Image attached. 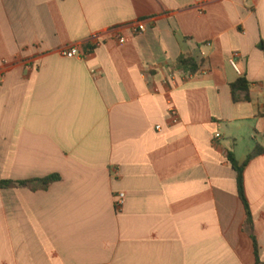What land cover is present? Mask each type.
<instances>
[{"label":"crops","instance_id":"obj_1","mask_svg":"<svg viewBox=\"0 0 264 264\" xmlns=\"http://www.w3.org/2000/svg\"><path fill=\"white\" fill-rule=\"evenodd\" d=\"M257 148L264 0H0V182L60 178L0 189V264H256L251 235L264 263V154L244 172L252 229L228 159Z\"/></svg>","mask_w":264,"mask_h":264},{"label":"trees","instance_id":"obj_2","mask_svg":"<svg viewBox=\"0 0 264 264\" xmlns=\"http://www.w3.org/2000/svg\"><path fill=\"white\" fill-rule=\"evenodd\" d=\"M204 61H199L194 54L192 53H187L183 54L176 65V70L178 73L185 75V76H194L197 73H199L203 68H204ZM249 89V84L247 80L242 77L238 81H236L234 84L231 85V91L233 94V98L235 101H237V93L238 92H248ZM264 154V150L257 148L255 149L248 157L247 161L240 165L234 154H229V162L231 163L233 169L237 173V185H238V193L239 197L241 198L245 208H246V213H247V224L249 227L252 229L253 227V222H252V215L249 209V205L247 203L246 197H245V190H244V172L245 169L250 161L255 159L256 157ZM60 178L59 176H51L42 180H32V181H24V182H15V181H2L0 182V189H11V188H17V187H29L32 188L33 190H46L48 187L59 181ZM253 242H254V249H255V256H256V264H264L260 261L259 259V248L258 244L256 241V238L254 235H251Z\"/></svg>","mask_w":264,"mask_h":264},{"label":"built area","instance_id":"obj_3","mask_svg":"<svg viewBox=\"0 0 264 264\" xmlns=\"http://www.w3.org/2000/svg\"><path fill=\"white\" fill-rule=\"evenodd\" d=\"M129 30H131L133 35H142L146 32V25L145 22H139L137 24L131 25L128 27ZM122 30L123 29H116L113 30L111 32V34H113V36L115 37V39L118 41L119 44L123 45L127 42V39L122 35ZM101 44L98 40V37H94L92 38V48L95 49L96 47H99ZM61 55H63L64 57L68 58V59H74V58H78V59H83V55L80 53L78 46H74V47H70L67 48L65 50L61 51ZM238 54H234L233 58L231 59V66L233 67V69L239 74L241 75V71L239 69L238 63H237V58H238ZM177 77V73L176 72H172L169 74V76L167 77V79L165 80V84H169L170 82H175ZM169 115L171 117V121L173 124H178L179 123V114L177 109L173 106L172 103H169ZM157 130H161V127L158 126ZM216 138L219 139L220 135H216ZM125 203V195L124 194H120L116 200H115V206L118 210H120L123 205Z\"/></svg>","mask_w":264,"mask_h":264}]
</instances>
